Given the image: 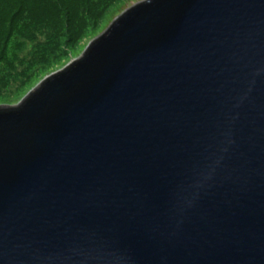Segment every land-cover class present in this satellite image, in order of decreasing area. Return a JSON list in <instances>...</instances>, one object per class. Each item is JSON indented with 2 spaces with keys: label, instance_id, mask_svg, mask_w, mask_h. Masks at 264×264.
<instances>
[{
  "label": "water",
  "instance_id": "95a60500",
  "mask_svg": "<svg viewBox=\"0 0 264 264\" xmlns=\"http://www.w3.org/2000/svg\"><path fill=\"white\" fill-rule=\"evenodd\" d=\"M0 107V264H264V0H149Z\"/></svg>",
  "mask_w": 264,
  "mask_h": 264
},
{
  "label": "trees",
  "instance_id": "16d2710c",
  "mask_svg": "<svg viewBox=\"0 0 264 264\" xmlns=\"http://www.w3.org/2000/svg\"><path fill=\"white\" fill-rule=\"evenodd\" d=\"M123 1L0 0V74L10 73L5 83L10 78L15 79L16 84L22 82L23 88L17 95L24 97L34 85L45 82V77L65 64L72 54L82 52V42L99 34L107 18ZM50 5L54 7L50 9ZM40 7L42 14L33 21L29 15ZM51 14L56 16L47 18ZM45 18L46 23H33L32 28L27 21L39 22ZM42 39L44 43L39 42ZM18 62L16 74H12L11 66ZM18 68L22 70L18 71ZM0 83L4 82L0 80ZM5 92L7 88L0 87V103H7Z\"/></svg>",
  "mask_w": 264,
  "mask_h": 264
},
{
  "label": "rangeland",
  "instance_id": "374dc122",
  "mask_svg": "<svg viewBox=\"0 0 264 264\" xmlns=\"http://www.w3.org/2000/svg\"><path fill=\"white\" fill-rule=\"evenodd\" d=\"M149 0H124L122 3V5H120L116 10L113 11V13L107 18V20L104 23V27L103 30L95 35L94 37H90L86 40H84L82 42V52L80 53H76V54H72L69 57V60L67 62H65V64L56 67L52 70V72L50 73V75L46 76V78H50L51 76H53L54 74L58 73L59 71L63 70L64 68H66L65 66H69L72 63H74L76 60H78L80 57H82L87 50L90 48V45L97 39H99L101 36H103L110 28L111 25H113L114 22H116L120 17H122L126 12L130 11L131 9L137 7L138 5L145 3ZM54 7V5H50V9H52ZM25 10V9H24ZM24 10L22 12H24ZM24 14V13H23ZM40 14H42V8H36L32 11V13H30V18L35 21L38 20L40 18ZM56 15L51 14L50 16H48L47 18H51V17H55ZM40 20L39 22H32L27 20L30 23V26L32 28V24L33 23H38V24H43L46 23V19ZM44 34H48L47 32H44ZM40 43H44L45 40L42 39L39 41ZM31 47H34V43L30 44ZM80 46L78 47V49H76V51H79ZM11 57H15V56H11ZM32 57V56H31ZM16 62V60H14ZM22 60H20L19 62H21ZM16 63L14 65L11 66V73L14 74L16 71V65L20 64V63ZM64 66V67H63ZM22 68H18V71H21ZM16 74V73H15ZM10 73L7 71V74H0V80L4 83H0V87L3 88V90L5 88H7V92H5V94L7 95V103H0V107H17L21 104V101L26 100L40 85L42 82L38 83L37 85H34L29 91L28 93H26V95L24 97H20V95H17L21 90L20 88H23L22 86V82H18V84H16V80L13 78H10L8 80V82L5 83V81L8 79L6 78L7 76H9ZM44 79V80H45ZM28 86H26L25 88H27ZM21 98V99H20Z\"/></svg>",
  "mask_w": 264,
  "mask_h": 264
}]
</instances>
